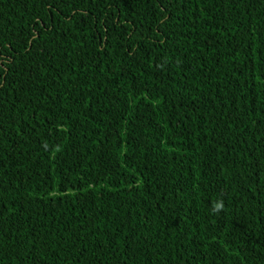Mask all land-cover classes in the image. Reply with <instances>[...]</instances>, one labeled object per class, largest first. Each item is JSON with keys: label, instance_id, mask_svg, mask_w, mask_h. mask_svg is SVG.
<instances>
[{"label": "trees", "instance_id": "obj_1", "mask_svg": "<svg viewBox=\"0 0 264 264\" xmlns=\"http://www.w3.org/2000/svg\"><path fill=\"white\" fill-rule=\"evenodd\" d=\"M0 264H264V0H0Z\"/></svg>", "mask_w": 264, "mask_h": 264}, {"label": "clouds", "instance_id": "obj_2", "mask_svg": "<svg viewBox=\"0 0 264 264\" xmlns=\"http://www.w3.org/2000/svg\"><path fill=\"white\" fill-rule=\"evenodd\" d=\"M221 206H222V205L217 204V205H216V208L219 209Z\"/></svg>", "mask_w": 264, "mask_h": 264}]
</instances>
